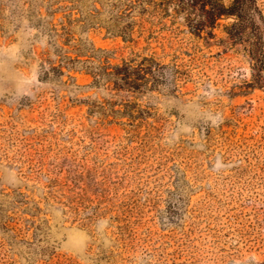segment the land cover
<instances>
[{
  "label": "rangeland",
  "instance_id": "1",
  "mask_svg": "<svg viewBox=\"0 0 264 264\" xmlns=\"http://www.w3.org/2000/svg\"><path fill=\"white\" fill-rule=\"evenodd\" d=\"M41 4L0 0V264H264V87L242 46L222 26L209 43L179 24L60 31L64 51L180 65L177 91L116 94L40 65ZM113 100L138 103L137 126L102 117Z\"/></svg>",
  "mask_w": 264,
  "mask_h": 264
},
{
  "label": "trees",
  "instance_id": "2",
  "mask_svg": "<svg viewBox=\"0 0 264 264\" xmlns=\"http://www.w3.org/2000/svg\"><path fill=\"white\" fill-rule=\"evenodd\" d=\"M41 5L46 16L38 19L35 26L41 34L49 35L54 44V58L43 59L40 65L48 64L47 70L56 71L59 76L64 74L62 68L84 71L92 79L91 87L110 89L116 94L144 95L168 87H172L169 92H174L182 79V70L175 61L164 64L154 53L132 54L116 60L113 51L95 48L92 44L87 46L82 41L73 45L72 50L64 51L56 44L60 31L74 29L83 33L105 28L125 43H132L135 34L146 30L151 33L156 28L172 29L179 24L186 32L209 43L222 26L225 38L232 45H241L247 55L253 71L252 86L264 87V14L257 0H42ZM57 13H61V18L55 23ZM222 21L228 22L222 24ZM55 62L58 64L53 65ZM48 74L46 71L41 79L48 80ZM137 104L113 100L99 109L104 119L125 117L126 124L134 127L140 119L135 109Z\"/></svg>",
  "mask_w": 264,
  "mask_h": 264
}]
</instances>
